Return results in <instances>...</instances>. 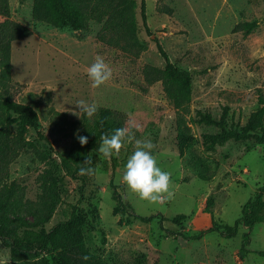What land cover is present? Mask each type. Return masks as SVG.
Here are the masks:
<instances>
[{"label": "rangeland", "instance_id": "1", "mask_svg": "<svg viewBox=\"0 0 264 264\" xmlns=\"http://www.w3.org/2000/svg\"><path fill=\"white\" fill-rule=\"evenodd\" d=\"M112 1H78L86 8L87 28L75 30L35 19L33 0H6L7 16L31 33L11 42L8 65L0 59V93L32 105L46 136L39 138L18 120L0 123L4 136H11L0 163V192L4 185L14 188L12 210L0 214V226L16 231L7 240L24 230L47 231L76 206L86 217L88 251L108 264H264L255 253L264 250V221L253 226L244 245L248 229L243 226L233 237L217 232L185 237L213 223L233 225L264 180L259 99L264 97V0H145L150 33L142 25L140 0H133L135 46L114 33L122 26L111 21ZM4 18L0 13V22ZM250 21L257 25L249 33L238 28ZM156 39L191 75L186 112L166 96L158 76L165 62ZM97 55L113 76L93 88L86 70ZM79 100L117 111L123 128L153 142L158 166L171 173L173 199L152 204L127 188L122 175L133 144L125 143L110 159L80 145L77 134L98 136L96 113L89 118L78 112ZM223 130L230 133L225 140L218 137ZM193 155L208 164L207 178L196 173ZM87 156L94 172L80 175L85 180L80 191L82 181L73 174ZM111 175L120 201L112 197ZM121 201L139 215L158 216L149 222L132 218L121 212ZM176 215L184 217L174 220ZM15 258L0 240V264H48L50 259L46 253Z\"/></svg>", "mask_w": 264, "mask_h": 264}, {"label": "trees", "instance_id": "2", "mask_svg": "<svg viewBox=\"0 0 264 264\" xmlns=\"http://www.w3.org/2000/svg\"><path fill=\"white\" fill-rule=\"evenodd\" d=\"M78 1L80 2L81 0H33L32 16L37 20L47 21L57 27L69 26L75 30H84L87 28L86 8L84 10ZM115 1L117 2L115 3ZM85 4L87 5L86 2ZM132 4L133 0H113L111 2L112 10L108 12L111 21H116L122 26V32L114 33L118 37L124 38L128 43L126 45L129 46H135L138 43L135 20L131 11ZM165 11L169 12L168 9ZM0 13L5 16L0 22V59L8 65L11 42L29 35L31 30L7 16L8 6L6 0H0ZM140 15L145 31L150 33L145 0H140ZM256 25L255 21H250L239 24L238 28L242 29L245 33H249ZM156 46L165 62L158 76L162 80L166 96L178 111L186 112L191 97V75L187 70L181 69L170 60L169 55L157 39ZM3 93H0V123L5 122L6 124H10L18 120L21 124L32 127L37 132L39 138L46 139L45 134L40 129L37 110L32 105L15 101L10 95L7 94L6 96ZM259 99L263 104L262 108L264 110V97L260 96ZM3 115H5L4 118H2ZM205 117L211 121L209 115H205ZM180 125L181 123H179ZM95 128L97 129L98 138L88 139V143L85 145L86 151L88 149L97 151L103 135L107 134L110 137L116 129L123 128L121 115L109 108H99L96 112ZM4 130V127H0V163L7 157L11 141L10 133L4 136ZM229 135V131L223 130L218 137L220 136L221 140H225ZM3 136L5 139H2ZM190 162H192L196 173L200 177L207 178L209 166L204 160L193 155ZM81 167L87 168L89 165L84 164L77 167L75 169L76 174H73L77 175L76 177L82 181L80 191L83 190L85 183L83 176L77 174ZM109 185L112 188L113 199L120 201L121 195L116 190L112 175ZM13 191L14 188L10 185H4V188L1 190L0 214H7L12 210L9 197ZM120 210L123 214H127L143 222H149L158 216L156 214L148 216L139 215L134 212L131 204L123 201L120 202ZM160 217H162L161 214ZM182 217L184 216L176 215L174 220H179ZM127 220L130 221L129 218ZM261 221H264V180L256 189L253 197L244 202L241 207L240 216L235 220L233 225L222 226L213 223L185 237L198 239L206 232H217L223 237H233L237 234L239 227L243 226L248 229L243 234L244 245L249 240L250 231L253 226ZM85 223V214L74 206L66 219L57 221L47 231L24 230L22 234H16V237L11 241H8L6 236L10 233H16V231L12 228L0 226V240L10 248L13 258L16 257L15 259L20 254L30 253L32 257H39L43 253H46L50 258L48 264H108L100 257L88 251L83 235ZM255 253L264 257V250H255ZM83 256H88L89 259L83 260ZM36 264L44 263L37 262Z\"/></svg>", "mask_w": 264, "mask_h": 264}, {"label": "clouds", "instance_id": "3", "mask_svg": "<svg viewBox=\"0 0 264 264\" xmlns=\"http://www.w3.org/2000/svg\"><path fill=\"white\" fill-rule=\"evenodd\" d=\"M87 76L91 80V87L98 88L112 79L113 70L105 60L97 55L94 62L87 68ZM50 90H54L49 88ZM78 112L86 114L91 118L97 111V105L88 104L84 100L75 103ZM77 115V112L71 110ZM132 127L138 126L132 125ZM88 137L77 134V140L81 146L88 143ZM125 143L134 145V152L127 159L122 175V181L127 188L136 194L141 200H146L152 204H163L174 198L171 190V173L163 171L157 164L156 157L152 154L155 145L151 140L136 139L131 127L118 128L110 137L105 134L101 137L98 153L110 159L113 155L119 156ZM85 164L89 167H81L79 175H91L94 172L92 158L85 157ZM83 260H88V256H83Z\"/></svg>", "mask_w": 264, "mask_h": 264}]
</instances>
